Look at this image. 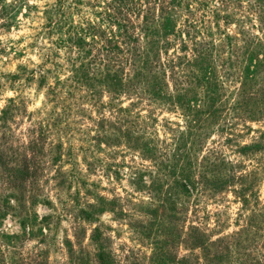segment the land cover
<instances>
[{
  "label": "rangeland",
  "instance_id": "rangeland-1",
  "mask_svg": "<svg viewBox=\"0 0 264 264\" xmlns=\"http://www.w3.org/2000/svg\"><path fill=\"white\" fill-rule=\"evenodd\" d=\"M160 1L176 30L151 62L155 69L128 82L133 71L126 49L110 56L112 62L99 58L102 45L91 43L88 35L97 34L89 31L84 42L92 54L84 62L91 61V71L104 64L122 70L126 88L111 95L96 73L83 84L71 80L78 52L73 42L64 43L68 29L95 27L107 38L117 32L116 16L121 28L142 39L140 27H159L145 24L144 16L151 18L148 8L162 14L155 7ZM167 2L0 0V264H98L96 230L113 264H152V243L163 239L155 231L168 225L175 234L166 249L175 261L264 264V155L240 151L244 144L264 142V63L247 86L228 75L248 43L262 37L264 2ZM104 10L111 17L101 15ZM146 43L130 41L126 47L140 55ZM194 44L212 62L211 79L222 84L215 104L193 81L196 70L183 75V57H190ZM143 61L144 55L136 58V66ZM154 74L172 101L150 96ZM177 95L186 97L189 109L179 108ZM10 99L14 105H7ZM239 101L248 103L236 112ZM246 108L261 114L249 116ZM188 171L196 189L188 196L166 193L174 177ZM253 173L252 185L250 177L247 183L232 178ZM215 178L230 182L214 192L208 181ZM89 205L99 210L91 221L80 213ZM191 227L207 235L206 250L178 240Z\"/></svg>",
  "mask_w": 264,
  "mask_h": 264
},
{
  "label": "trees",
  "instance_id": "trees-1",
  "mask_svg": "<svg viewBox=\"0 0 264 264\" xmlns=\"http://www.w3.org/2000/svg\"><path fill=\"white\" fill-rule=\"evenodd\" d=\"M111 3H118V5L123 4L124 5V1L126 0H110ZM182 0H168L167 4L169 6H175L176 5H180ZM238 1V0H236ZM256 1V6L258 7V4H262L264 2V0H255ZM162 3L163 2H155V7L156 10H158V12L162 11ZM222 4H224V0H222ZM115 8V7H114ZM125 10L127 13H131V9L129 7H125ZM155 9L152 8H148L147 9V13H149L151 16V18H149L148 16H144V22L145 24H148V22L154 23L159 25L158 28H154V29H143L142 27H140L139 29V33L143 32L146 36L139 38V34H135V33H129V31H126V29H124L125 27L120 26L119 23H117L118 19L116 18V16L113 17L114 19V23H116L115 25L116 27V31H112L110 32L109 36L105 38L103 35V32H99L96 29H94L95 27H87L85 29L83 28H78V29H68L65 32V35L67 36V40L64 42L62 39H60L59 42H64V43H68V42H73L75 44V46L77 47V61H74L75 64L74 68L72 69L73 72V76L71 77V80L73 82L76 81V83H84V79L86 77H88L89 74H94L96 73V75H98L100 78L96 81H98L99 83H101L103 86H105L106 91L114 94L116 93V91L122 89L123 87L126 88L125 83H123L124 77H122L121 75H119L118 73H121L122 70L119 69H115L114 66H110V65H106L104 64L103 66V70L100 71H91L92 69L89 68V66L91 65V61H86L84 62V59H86L87 57H89L92 54V50L90 49H85L86 47H88V45L90 44L89 42H84L85 39V35L88 33L89 31L95 32V34L97 35H88L91 37V43H98L101 44L102 47L98 50V57H105L107 59V61L112 62V57L110 56H115V54L120 53L122 50L126 49L125 54L127 56V58L130 60V71H133V73L130 75V77L128 75H124L125 77H129L128 78V82L130 81V79L132 78H143L141 72L142 71H146L148 69H155L156 66H153L151 64V62H154L157 57L159 56V54H161L162 52H165V47L167 46L168 41L170 40V36H174L175 37V24L174 21L172 19L171 16L167 15L164 16L163 14L166 12L162 11L163 13H157V15L151 14L152 11H154ZM119 14H121L118 11ZM101 15H106V16H110L111 15L106 12L104 10L103 13H101ZM123 15V14H121ZM124 17H126L128 20L124 19V21H126L127 23L130 22V18L128 16L123 15ZM148 18V19H147ZM159 23V24H158ZM262 27L264 28V21L262 23ZM60 25L58 23H56V27H54V29L59 30ZM147 31V34H146ZM133 32V31H132ZM84 34V36H82ZM135 35L138 38H134ZM151 35L154 39H151L149 41H147V37ZM99 36L100 39L105 38V40L102 43H99L96 41V37ZM179 36V35H178ZM256 40H254L255 42L252 43H248L247 48L244 52L241 53V60L239 61L236 60V63L230 64L229 65V72L228 75L231 76V78L233 76L236 75L237 80H239V83L241 86H247L248 83L253 82L255 79V75L257 74L259 68L261 66H263L264 63V29H263V33H262V37L261 38H254ZM139 40H145L146 43V52L137 55L132 53L131 54V50H133L134 52H136V48H131V47H126V46H130L129 42L133 41L134 43L138 42ZM148 43L151 45V47L147 50V45ZM116 44V45H115ZM124 47V48H123ZM184 49V48H183ZM119 51V52H116ZM130 54V55H129ZM235 54V50H233V55ZM141 55H144V61L142 62L141 66H136L135 64V59L138 57H141ZM210 57V56H209ZM116 58V56L114 57V59ZM184 59V67L185 69L182 71L183 75L185 77H188L189 74L188 72H192L194 70H196V72H198L196 75H192L191 77L193 78V81L196 83V85L198 87H202L205 88L206 90V95L204 97H206L207 101H209V105L211 104H215V98L218 99L217 102H220V98L218 95V89L219 86H221L222 84L219 83L218 81V77L216 78V81H213L211 78V76H213V69L211 67V63L209 62V64H207V59H206V53L199 51L196 49V44H194L193 49L191 50V54L190 57H183ZM151 64V65H150ZM207 64V65H206ZM220 67H222V65H220ZM20 70H24V68L20 67ZM98 70V69H97ZM32 74V73H31ZM214 77V76H213ZM234 78V77H233ZM91 79V78H90ZM157 76L154 74V76L152 77V81L150 82L149 85V93L151 94L150 96L154 99H166V100H170L172 101L173 97H171L169 95V93H167V90L164 88L165 87V83L161 84L159 82L156 81ZM211 79V81H210ZM138 84H142L141 81L138 80ZM145 84H149L146 81L144 82ZM87 86H90V88H93L92 85H89L86 83ZM204 85V86H203ZM130 86H133V83H130ZM218 96V97H217ZM174 101L176 104H179V108H181V105H186L187 108H190V105H188L189 103H187L186 97L185 96H181V95H177L175 97ZM14 99H10L7 101V105H14ZM260 101H256L253 102L254 105H257V103H259ZM196 103V101L194 102ZM248 103V101H239L238 103H236V106L233 107V109L238 112H241V105H246ZM238 105V108H237ZM210 107H214V105L210 106ZM244 113H246L247 115H252V114H256L259 113L260 111H257L255 109L252 108H246V110H242ZM122 112V111H119ZM6 113V110H5ZM261 114V113H259ZM240 151H242L243 153L246 154H254V152H259L262 154V156L264 155V142H263V138H261L259 141H255L254 143L251 144H244L242 147H240ZM179 177H174L173 179V187H170L166 193H169L171 191V194L173 195H177L182 194L183 196H188L190 194L191 191H194L195 185L193 183V179H191V175L190 172L188 171L187 173H182L178 175ZM254 173L250 174L248 176H245V178L243 176L240 177H232L233 179L235 178L236 180L242 181V182H248V177L251 178L250 180V184L252 185L254 183V181L256 180V178L254 177ZM204 178V177H203ZM209 180V179H208ZM230 178L225 180L223 179H219V178H215V179H210L208 181L209 185L211 186V189L214 192H218L221 191L222 189L225 188L226 183H229ZM154 181V180H153ZM246 182V183H247ZM156 184V183H155ZM155 185L151 184V188L154 187ZM167 200L171 199V196H167L166 197ZM166 201V200H165ZM167 204L168 201H166ZM171 205L174 206V203L172 202ZM162 206H159V208ZM163 208V207H162ZM166 209H170L175 210L173 207L170 206V208L167 206L165 207ZM156 211V210H154ZM153 211V212H154ZM97 212H99L98 209L95 208V206L93 205H89L87 206V209L80 211L81 214H83V218L87 221H91L94 217V215L97 214ZM155 213V212H154ZM160 226V224H159ZM177 233V232H176ZM156 236L160 235L161 237H163V239L161 241H157L154 240L153 241V246H154V252L152 255V264H189V260L185 259V258H180L177 261H175V259L172 257V254L170 252L169 249H166V247H171V241H173L172 237L174 236V232L172 230V227L170 225L166 226L165 230H161L160 232L155 231ZM178 240H181V243H186L189 246H192L193 248H201L203 250H206L208 244H209V239L207 237V235L201 231L200 229L196 228V227H191L189 229V233L186 235H180L178 233ZM158 238V237H157ZM174 238V237H173ZM92 241L95 242H100L97 244L98 246V254L96 255L97 260H98V264H113V261L111 259V254L105 250V247L102 245V242L100 241V234L99 232L96 230L95 233L92 236ZM218 259L221 258V256L217 257Z\"/></svg>",
  "mask_w": 264,
  "mask_h": 264
}]
</instances>
